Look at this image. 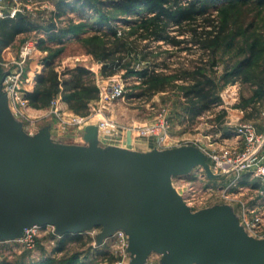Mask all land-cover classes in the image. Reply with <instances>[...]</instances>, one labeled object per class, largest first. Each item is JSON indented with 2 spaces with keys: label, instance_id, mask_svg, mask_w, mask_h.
Masks as SVG:
<instances>
[{
  "label": "rangeland",
  "instance_id": "1",
  "mask_svg": "<svg viewBox=\"0 0 264 264\" xmlns=\"http://www.w3.org/2000/svg\"><path fill=\"white\" fill-rule=\"evenodd\" d=\"M57 1L4 0L5 4L1 3L2 16L0 17L7 14L10 15L15 8H23V5L26 3L29 5L28 11L31 13L30 15L35 14L33 16L40 23L50 18L56 19L55 21L58 24L65 26L68 24L69 18H72L75 24H81V26L82 24H86V27L80 26L84 32L78 33L79 37L74 38V40L70 38L65 44L51 42L48 40L51 38H45V41L39 43L33 33H25L19 36L8 50V53L3 54L4 50L2 51L0 58V81L5 72L17 66L16 62L20 59L21 48L26 44L32 42L39 43H37L32 56L27 58L23 63L25 69L23 78L26 72L30 71L33 67L34 70L38 68L44 69L45 57L53 55V53H58L54 66L60 72L66 68L62 66L63 63H60L64 58L88 64L92 62V60L82 56L86 46L85 41H82V39L87 38L95 31L88 27L89 23L102 30L108 29L110 25L121 30L129 28V22L124 21L122 17L113 19L109 24L97 22L94 11L87 6L82 7V2H79V0H68L76 8L72 9L71 5L60 18H55L54 10L56 9L55 3ZM228 1L231 3L235 2V0H220L217 4L222 5ZM18 3L20 5H17ZM224 14L229 20L230 31L233 35L228 40L226 46L218 51L217 64L213 67L214 72H211V75L216 78L220 85L222 102L219 105L212 106L208 112H204L203 117L196 118L194 122L186 120L182 123L180 122L181 120L183 121L185 100L179 90L170 89L165 93H156L149 99L129 95L128 93L131 91H139V89L133 88V85L139 83L140 79L136 74L128 73L125 68H121L115 73V75H121L124 78L125 96L106 104V111H108L105 114L106 117L114 120L118 126L108 130L100 129L101 133H104V137L106 135L108 138L105 142L92 144L85 139V129L92 123H88V120L84 119L77 121L76 117L79 115L62 104L61 96L58 104L62 113L61 118L50 111V105L44 113L35 114L30 109L33 107L27 102L24 112L29 119L22 118L18 120L22 122L24 130L31 135L47 129L50 133V140L58 145L57 150L50 149L49 152L64 162H69L75 157L87 162L92 161L94 157L98 156H116L119 152L117 149H127L134 153H142V151L133 150L130 147L128 149L124 141L123 145H118V141L115 140V133L118 130L125 131L128 127L145 125L160 115L167 117L171 127L173 125L172 119H174V122L180 123V128L176 127L177 131L182 130L185 132L178 133L177 135L180 143H195L202 148L204 153L205 151H218L222 149L226 143L218 142L215 134L211 135L209 133L215 131L216 117L219 113L224 110L226 111L223 116L226 123L223 127L232 130V127L241 121L250 120L259 124L260 111L264 107V99H258L254 96V86L240 80L228 84H224L221 80V76L227 69L233 68L240 61L248 57L249 45L255 38H258V41L264 46V2L259 3L249 0L245 3H237L234 6H226ZM172 33L176 32L172 30ZM148 46L150 53H148L147 59L152 61L151 66L156 67L157 70L167 72L181 66L188 67L191 60L199 56V51H196V48L192 51L179 50L164 41H151L148 42ZM62 47L63 50H60ZM44 48H47V51H44ZM262 51L263 54L261 56L264 57V50ZM35 53H38V55L35 56ZM146 60H136L134 61V66L137 68L148 66L149 64ZM162 64L167 65L165 69ZM261 67H264L263 64L260 65ZM92 77H94L96 83L95 75L93 74ZM110 82L103 83V86L108 85ZM234 91H236V94L233 95ZM253 97L254 99H252ZM95 107L98 109V106ZM95 112L98 111H93V113ZM135 133L137 134V131ZM197 133L199 135H195ZM206 134L209 138L204 137ZM138 136L143 137L137 134ZM123 155L125 154L122 153ZM135 155L134 159L140 160V157L137 154ZM138 175L140 176V172H138ZM232 177L225 179V182L224 180L221 181H223L225 186L232 185ZM252 179L254 184L247 182V185L238 187L237 191L232 189L227 194V197L222 193L221 186L213 182L211 191L208 192L211 199L207 202L209 206L215 204L230 206L231 212L236 217L238 224L244 228L248 235L256 239H263L264 223L260 224L252 232L242 223V212L245 206L252 209L254 205L255 212L249 213V218H252L251 216L256 212L264 214V188L257 179ZM234 186L232 185L231 187ZM34 232L35 234L32 239L1 242L0 261L5 260L12 264H36L47 259H53L55 260L54 264H65L71 257L77 255V264H117L118 262H122V264H198L191 260H171L166 252L149 251L145 253L144 247L146 244H139L136 241L135 233L128 227L116 229L111 234L105 235L102 227L97 226L82 232L69 233L65 238H62L64 234H57L55 228L51 225L40 226Z\"/></svg>",
  "mask_w": 264,
  "mask_h": 264
},
{
  "label": "water",
  "instance_id": "2",
  "mask_svg": "<svg viewBox=\"0 0 264 264\" xmlns=\"http://www.w3.org/2000/svg\"><path fill=\"white\" fill-rule=\"evenodd\" d=\"M84 137L98 143V127L88 125ZM50 149L58 145L48 130L28 134L0 85V240H16L33 225H51L60 235L128 227L145 253L198 264H264V238L248 235L228 205L192 212L171 186L172 175L198 164L212 176L203 151L117 149L116 156L64 162Z\"/></svg>",
  "mask_w": 264,
  "mask_h": 264
},
{
  "label": "trees",
  "instance_id": "3",
  "mask_svg": "<svg viewBox=\"0 0 264 264\" xmlns=\"http://www.w3.org/2000/svg\"><path fill=\"white\" fill-rule=\"evenodd\" d=\"M220 0H79L81 6L91 8L97 22L111 23L115 18L122 17L129 22V28L118 29L109 26L102 30L91 25L94 33L85 41V52L101 62V73L109 76L125 68L128 73H134L140 82L133 85L139 91H131V96L149 99L158 92L170 89L179 90L184 102V111L195 117L212 106L222 102L220 85L211 75L217 64L218 51L226 46L233 35L230 24L224 14L226 6L245 3L249 0L228 1L222 5ZM262 3L264 0H253ZM54 10L55 18H60L71 7L76 8L68 0H58ZM224 6V7H223ZM112 10H114L112 12ZM56 19H52L49 28L56 27ZM81 24H75L69 18L68 24L60 26L52 32V38L58 44H63L68 35H78L84 32ZM81 27H86L82 24ZM36 26L26 16H5L0 18V58L2 51L22 32L35 29ZM174 30L176 33H172ZM164 41L179 50L192 51L195 48L199 56L191 60L188 67L181 66L170 72L157 70L151 66L147 57L148 42ZM147 42V43H144ZM144 43V44H143ZM262 46V47H261ZM63 50V47L60 49ZM264 46L255 38L249 45L248 57L236 66L227 69L221 76L224 84L238 80L254 86V96L264 99ZM53 53L44 59L45 69L36 76L33 89H25V97L31 107H48L52 99L61 96L68 108L77 115L87 116L90 113V103L99 99V88L92 77L93 73L83 66L66 67L59 72L55 69ZM262 57V58H261ZM260 58V61H259ZM147 59L148 66L137 68L134 61ZM263 61V62H262ZM163 65L165 69L167 65ZM254 99V97L252 98ZM226 111H221L216 117L220 120ZM67 234H64L65 238ZM63 240V239H62ZM54 264L55 260L47 259L36 264ZM0 264H12L2 260ZM65 264H77V255L71 257Z\"/></svg>",
  "mask_w": 264,
  "mask_h": 264
},
{
  "label": "built area",
  "instance_id": "4",
  "mask_svg": "<svg viewBox=\"0 0 264 264\" xmlns=\"http://www.w3.org/2000/svg\"><path fill=\"white\" fill-rule=\"evenodd\" d=\"M1 1L2 0H0V16H2ZM18 12L23 13V10L20 8H15L10 16H15ZM37 43L32 42L24 45L21 48L19 55L20 59L18 62H16L17 66L5 72L0 81L1 89L7 96L11 112L17 119H29V117L24 112V107L27 106L28 102L25 97L24 90L31 89L35 83V79L29 80L27 77L23 78L25 72L23 63L27 58L32 56L34 49L37 47ZM40 72V69L35 72L36 76L40 74ZM108 79V81L111 82L103 87L100 91V103L98 105V109L93 107V111H102L107 108V103H111L112 101L125 96L126 89L123 76L114 74L109 76ZM235 92L236 91H234L233 95L236 94ZM59 98L60 96H56L52 99L50 103V111L61 118L62 113L60 112V108L58 106L60 100ZM82 119V117H76L77 121H81ZM169 122L170 121L167 119V117L160 115L145 125L128 127L127 131L131 130L132 133L137 131L138 135L153 138L158 145H162L171 128ZM92 124L96 125L99 130H108L118 126L114 120L107 117L98 119ZM119 131L120 130L117 132ZM231 131L238 138L241 146H224L218 151H205L208 159L212 163L215 170L233 176L231 181L233 186H237V180L242 176L249 175L250 177L257 179L264 188V107L260 111L259 124H256L250 120L241 121L235 124ZM197 173V177L203 176L201 168L197 169ZM232 185H224L223 187H220L225 197H227V194L232 191ZM208 189L211 190V187ZM188 190L190 191L189 197L194 199L195 195L197 194L196 188L191 186L188 188ZM192 199L190 198V200ZM243 209L242 223L248 228L250 232L256 230L260 224L264 223V214L262 212H256L257 214L255 213L253 216H251L252 218H249V213H254L255 209H250L246 206L243 207ZM39 227L40 226L38 225L26 227L23 230L22 237L16 240H0V243L3 241H22L26 239H32L33 235L35 234V229ZM117 264H122V262H118Z\"/></svg>",
  "mask_w": 264,
  "mask_h": 264
},
{
  "label": "crops",
  "instance_id": "5",
  "mask_svg": "<svg viewBox=\"0 0 264 264\" xmlns=\"http://www.w3.org/2000/svg\"><path fill=\"white\" fill-rule=\"evenodd\" d=\"M1 3L3 4L4 0H2ZM17 5H20V3H18ZM17 8H20L23 10V14H24L23 16H26L33 23V25L36 26V28L31 30V31H28V32L19 33L15 37L12 44H10L8 47H6L4 49L3 54L8 53V50L15 43L16 39L19 36L24 35L25 33H33L36 36V39H38L39 43L45 41V38H51L52 40L51 39H48V40H50L51 42L53 41L54 43L58 44L57 40H54L52 38V35H53L52 32L53 31L56 32L58 30V28H60V26H61L60 24H58L57 21H56V27L55 28H49V24L51 23L52 19L48 18L47 21H45V22H42V23L38 22L37 18H35L33 16L35 14L30 15L31 13L28 11L29 5H27L26 3L23 5V8H21V7H17ZM7 15H9V14H7ZM7 15H5V16H7ZM76 37L78 38L79 35H68L67 37H65V39H64L65 42L63 44H65L66 41L69 40L70 38H72L74 40V38H76ZM75 40H77V39H75ZM44 49H45L44 51H47V48H44ZM84 53H82V56L86 57V59L92 60V62H90L89 64L85 63V62H79L76 60H70V59H65V58L60 63L61 64L63 63L62 66H64V67L83 66V67L87 68L88 70H90L95 75L96 85L99 88V99L97 102L90 103V113L87 116H80L79 115V117H82L84 120H88V123L89 122L94 123L98 119L105 118L106 117L105 114L108 112V111H106V109L99 111L98 113H93L91 110L93 109V107L99 105V103H100V91L102 90L103 87H105V86H103V83H106L108 81V77L111 75H109V76L102 75V73H101V66H102L101 62L97 61L91 54H88L86 52H84ZM37 55H38V53H35V56H37ZM56 57L54 58V61H55ZM38 66H39V64H38ZM43 67L45 69L44 65H43ZM60 67H61V65H60ZM39 69L40 68H38L37 70H34V67H33L30 71L26 72L25 77H27L29 80L35 79V82H36L35 72H37ZM44 69L43 68L40 69V71L42 70L40 73H42L44 71ZM55 69L58 70L57 68H55ZM58 71L60 72V70H58ZM34 86H35V83L31 87V89H33ZM165 92H167V91H165ZM165 92H158V93H165ZM182 97H183V95H182ZM62 104L68 108V106L65 102H62ZM219 104H217V105H219ZM48 107H45V108H34L33 107L30 109H32L35 114L39 115V114H42L45 111H47ZM208 111H209V109L203 111L202 113H200L199 115H197L195 117H191L189 114H187L184 111L183 112V121L181 120L180 122L182 123V122H184V120L194 122L196 118L199 119V118L203 117L204 112H208ZM172 122H173V125L170 128L169 135L164 139L162 145H158L156 143V141L150 137H139V136L137 137V134L135 132L132 133L131 143H128L127 142V129L125 131L116 132L115 133V136H116L115 140L119 142V143L117 142L118 145H123L122 143L124 141V143L126 144V147L128 149L130 147V149L139 150V151H142L143 153L152 152L154 150L160 152V151L176 149V148H183V147H192L196 150L203 151L202 148L195 143H190V144H187V143L185 144L182 142L180 143V139H177V138H179V137H177V135H178V133L180 134L183 131L182 130L177 131V129H176V127L180 128L179 127L180 123L178 124L177 121H176L177 123L174 122V119H172ZM225 123L226 122L224 121L223 118L220 120V122L217 121L215 131L209 132V133H211V135L215 134L217 141L218 142L221 141V143L222 142L226 143L225 146H229V147L241 146V143L239 142L238 138L232 133V131L230 129H226V127H223ZM183 133H185V132H183ZM195 135H199V133H197ZM98 137H99V142H105L108 139L106 137V135L104 137V133L102 134L101 130H99V129H98ZM204 137L209 138L207 136V134ZM206 163L209 165L212 176H209L206 172V169L200 164L195 165L188 173L177 174V175L171 176V186L173 187V189L175 190L177 195L180 196L182 201L190 208V210L192 212H196V211H199L202 209L211 208V207H214L216 205H219V204H215V205L209 206L208 202L211 198H209L208 192H210L211 190H209L208 188L212 187L213 182H215L219 186L223 187L224 183L221 180H224V182H225L226 181L225 179L232 177V175H230V174H224L222 172L215 170L212 163L210 162V160L207 159ZM199 168H201L202 172H203V176H201V177L196 176L198 174L197 169H199ZM252 178L253 177H250V176H242L240 179L237 180V186H242V185L245 186V185H247V182H249V184H254ZM191 186L196 188L197 194L195 195L194 199H192V197H189L190 191L188 190V188ZM237 186L235 185L232 189L234 191H237V188H238ZM190 198L192 200H190ZM263 208H264V206H263ZM252 209H254V205H253Z\"/></svg>",
  "mask_w": 264,
  "mask_h": 264
}]
</instances>
